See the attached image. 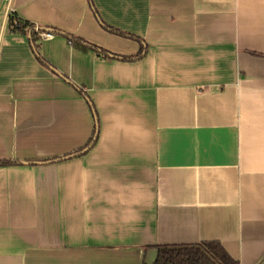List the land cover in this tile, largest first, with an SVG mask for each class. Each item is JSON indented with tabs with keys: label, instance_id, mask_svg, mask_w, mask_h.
Listing matches in <instances>:
<instances>
[{
	"label": "crops",
	"instance_id": "obj_1",
	"mask_svg": "<svg viewBox=\"0 0 264 264\" xmlns=\"http://www.w3.org/2000/svg\"><path fill=\"white\" fill-rule=\"evenodd\" d=\"M0 161V264H264V0H0Z\"/></svg>",
	"mask_w": 264,
	"mask_h": 264
},
{
	"label": "trees",
	"instance_id": "obj_2",
	"mask_svg": "<svg viewBox=\"0 0 264 264\" xmlns=\"http://www.w3.org/2000/svg\"><path fill=\"white\" fill-rule=\"evenodd\" d=\"M94 11L95 14L98 15L95 9ZM104 27L110 32L115 33L117 35L125 37L131 36L111 27H108L107 25H104ZM9 28L11 32L15 34H21L25 36L30 34V42L33 45V48L35 49V52L40 56V33L48 29L37 27L33 23L25 21L15 14H11L9 17ZM66 36L69 37L71 44L75 45V47L83 51H87L89 49L99 51V47L95 45H91L90 43H87L78 38L73 39L71 35ZM99 52H103L108 58L111 56H116L105 50H100ZM94 142V140L91 141L88 147L93 145ZM9 164H13V162L0 161V166H5ZM158 250V257L155 264H239L238 261H236L230 256V254L221 245V243L217 241H205L193 244L161 245L158 246Z\"/></svg>",
	"mask_w": 264,
	"mask_h": 264
},
{
	"label": "built area",
	"instance_id": "obj_3",
	"mask_svg": "<svg viewBox=\"0 0 264 264\" xmlns=\"http://www.w3.org/2000/svg\"><path fill=\"white\" fill-rule=\"evenodd\" d=\"M52 35V33L51 32H41L40 33V36L42 37V38H47V37H50Z\"/></svg>",
	"mask_w": 264,
	"mask_h": 264
},
{
	"label": "water",
	"instance_id": "obj_4",
	"mask_svg": "<svg viewBox=\"0 0 264 264\" xmlns=\"http://www.w3.org/2000/svg\"><path fill=\"white\" fill-rule=\"evenodd\" d=\"M46 31L50 32L49 30H46Z\"/></svg>",
	"mask_w": 264,
	"mask_h": 264
}]
</instances>
